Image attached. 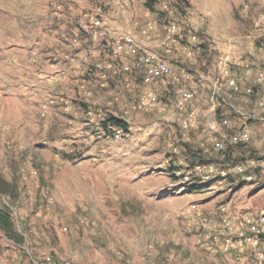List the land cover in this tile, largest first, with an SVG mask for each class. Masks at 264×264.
<instances>
[{"label":"rangeland","instance_id":"374dc122","mask_svg":"<svg viewBox=\"0 0 264 264\" xmlns=\"http://www.w3.org/2000/svg\"><path fill=\"white\" fill-rule=\"evenodd\" d=\"M18 1L29 0H0L2 39L17 36L16 27L9 22L14 20L11 10H15L14 5ZM85 1L96 9L90 11L94 24L99 22L94 25L97 28L92 29V37L98 39L101 36L110 43L107 58L95 62V59L83 57L74 67L77 73L74 77L67 73L66 69L70 67L67 61L58 62L60 73L64 71L66 74L63 72L59 76V89L55 94L49 90L50 80L42 78L37 80L42 91H37L39 96L32 95L29 100L17 84L2 85L11 105L0 108V122H5L0 126V175L17 184L19 195L12 200L0 194V208L9 209L15 228L25 241L17 246L0 230V257L10 262L8 264L19 260L20 264H242L249 250H239L242 241L243 246L251 249L253 263L264 264L258 261L256 250L239 237V231L248 226V219L243 215L252 208L251 205L260 214L251 215L250 220L264 215V172L261 167L264 125L256 123V120L248 122L250 129L254 126L257 134L253 133L252 142H263L260 145L262 151L257 149L262 155L258 153L247 162L242 160L227 165L226 169L219 168L207 180L199 173L194 174L188 183L181 184L175 174L180 169L176 167L187 157L191 163L190 148L193 153L208 155L206 160L217 159L219 153L212 150V142L207 139L203 144L185 142L187 131L198 127V116L191 117L194 127L186 130L182 126L183 117L177 114L176 108L173 115L170 112L166 114L163 107L167 92H161L165 77L157 76L152 83H145L143 78L147 67L138 64L139 58L151 55L163 58L160 52L148 51L138 43L131 33L134 29L129 28L136 19H145L143 26L146 25L148 30L142 33L149 41L154 38L150 34L162 35L161 48L167 51L169 47L166 45L170 42L188 38L194 42L192 48L196 51L199 38H210L201 33V26L208 22L209 14L197 9L194 0H155L154 12L146 7L149 0H110L102 8L95 3L97 0ZM234 1L232 6L241 9V13L237 14L232 8L222 20L225 23L253 22L251 28L242 26V29L264 52V0ZM206 4L210 2L206 0ZM97 9L101 10L97 12ZM70 18L73 19L72 16ZM115 19L126 23L127 33L122 36L115 30L109 33L103 22ZM126 35L137 42V56L118 50V42ZM1 44L5 50L13 45L0 41L2 58ZM63 48L67 55L66 47ZM206 48H201L207 52V56L203 52L204 59L219 74L218 60L227 55H220L218 51L209 53ZM44 51L42 61L48 66L43 69H47L53 61L48 62L50 47H44ZM195 51L190 52L191 57ZM229 58L234 59L231 55ZM245 66L252 70L249 64H245L241 71ZM262 67L260 71L264 70V63ZM171 68L173 73L174 67ZM94 70H99L102 78H107V83L97 90L100 103L92 99L88 104L80 86ZM252 75L253 71L244 81L245 88H253L252 93L245 89L234 91L236 94L232 92V100L236 98L240 107L251 109V113L259 111L257 103L264 98V83L258 84L257 76L251 82ZM70 79L76 80L71 94L68 89ZM216 80L217 77L214 78ZM208 85L211 86L210 82ZM149 87L154 92L152 98L147 92ZM212 89L204 109L217 101L223 103L221 98L224 96L213 93ZM176 97L171 101L174 105ZM105 101L110 104L106 106ZM29 102L37 112L27 119L28 124H24L21 131L17 128L18 118L24 121V107ZM82 104L87 105L85 109ZM12 105L19 112L14 111ZM52 105L54 109H51ZM110 115L125 121L128 130L115 126L105 128V119ZM220 119L223 120L224 116L216 120L220 123ZM10 121L13 124L8 131L4 126ZM87 123L94 124L90 132L96 137L93 141L86 139L83 133L84 129H89ZM243 124L241 121L239 129L230 126L231 133H237ZM97 130L101 132L100 138H97ZM219 133L210 134L215 138L220 137ZM89 143L92 146L90 152L85 148ZM226 145L228 148L232 144L228 141ZM66 153L79 156L70 161L64 156ZM250 162H254L253 166ZM238 164L244 166L245 174L237 173ZM248 174H252L253 179L248 180L245 176ZM195 184L200 189L189 191V187ZM222 207L226 211H222ZM225 218L230 221L229 227L224 223ZM8 242L12 247L7 245ZM6 249L10 255L3 256Z\"/></svg>","mask_w":264,"mask_h":264},{"label":"crops","instance_id":"0c3cea01","mask_svg":"<svg viewBox=\"0 0 264 264\" xmlns=\"http://www.w3.org/2000/svg\"><path fill=\"white\" fill-rule=\"evenodd\" d=\"M106 1L107 0H97L95 3H99V7L102 8L105 7L106 3H110V0L107 2ZM194 1L197 9L209 14L208 22L201 26V33L209 36L210 38H206L205 36L199 38V43L196 44L197 52L192 48L195 45L194 42L188 38L186 39L182 37L180 38L181 41H176L174 43L170 42L166 45L169 47L167 51L164 49V47L161 48V43L164 40L162 35L156 33L150 34V36L154 38L153 40L149 41L148 37H144V33H142L143 31L146 32L148 30L146 25L143 26L145 19H141L140 21L136 19L135 23L131 24L129 28L134 29V31L131 32L132 35L135 37L138 43L144 46L146 50L155 51L158 53L160 52L159 54L161 57L168 61L169 64L171 63V66L174 67V72L172 73L173 76L169 78V84L162 88L163 91H161V87L158 88L162 93L167 92L165 93V105L163 107V110L167 111L166 114L170 112L173 115V110H175V105L171 102L177 95L174 92L176 82L173 79L180 78L186 71L191 72V77L195 81L199 90V95L192 104V109L195 110L194 116H198L199 122L196 129H193V131H187L188 134L186 135L188 136L185 135V142L187 141V143H193V141H197L203 144L202 142H204L206 139L207 141H211L213 139V137H211L212 134H210L212 132L206 130V119L214 117L218 120L219 116H224L223 120L220 119V136L222 132L231 133L230 126H234L235 128L237 127V129H239L241 121L244 122L246 120L245 117H247V115L252 111L251 109L240 107L241 105L235 101L236 98L232 100V92L234 94L236 93L226 85L225 81L219 80L218 73H216L215 69H211V66L207 65L204 59L205 57L203 56V52L205 50L201 48L206 46V49L209 51V53L212 51H218L217 53L220 55L226 54L227 56H233L234 59H232V62L234 63V73L240 72L245 64H249L253 71V75L250 80L251 82L256 80L258 72L261 68H263L264 52L262 51V48H257V44H255L256 42L252 40L248 33L242 29V26H248L251 28L253 26V22L251 23L250 21L247 23H242L241 20V23H225L222 20L226 15L231 13L230 10L232 8L235 9L237 14L241 13V9L238 8L237 10L234 6H232V4H235L234 0H208L210 2L208 5L206 4V0L203 2H200V0ZM13 2L14 1H12V3ZM17 3L18 4L14 5L15 10H11L14 20L13 22H9L13 27H16L18 31L17 36H7L6 39H2L0 37V41H5V45H13L10 46L8 50H5L3 49L4 44H1L2 58L0 57V108H4L6 104L11 105L9 97L6 96L5 89L2 88L4 83L10 85L17 84L19 86V90L22 93L27 94L26 97L29 100L30 96L32 97V95H35V97L39 96L37 91H42V88H40L37 81L38 78H42L48 81L50 80L51 87H49V90L51 94H55L59 89V76H61V74L64 72L63 71L60 73V64L58 62L64 60L67 61L70 65L69 69H66L67 73L69 76L74 77V75H77L76 69L74 67L78 66L83 57L95 59V62L99 59L100 62L102 59L107 58V53L110 51L109 41L104 40L105 38L101 36H99L98 39L92 37V29L95 27V24L93 21V14H91L90 11H95L96 9L93 7V5L89 6V1L29 0L27 2L18 1ZM100 10L101 9H97V12ZM70 16H72V20H69L71 19ZM247 21H249V19ZM238 24H240V26ZM103 25L107 26L109 33L111 32L110 30H115L117 35L120 36H122L124 33H127L125 30L126 23H124L122 19H115L114 21L110 20V22L105 20ZM158 36H162V38H159ZM202 38L207 40H203ZM198 45L200 47H198ZM64 46L67 49V55H65L66 51L63 48ZM44 47H50L51 53L48 62L53 61L52 63H49V68L47 69H43L44 66H48V64H44L42 61L43 57L45 56ZM191 51H195L194 53L192 52L193 57L190 55ZM84 69H86L85 74H87V67ZM64 73L66 74V72ZM97 77H99L100 80H93V78ZM216 77L217 80L214 81V78ZM106 79L107 78H102L99 70H94L88 74V80L81 83L82 85L80 86V89H82L81 92L84 93L83 97L85 100H87L88 104L92 99L100 103L96 93L98 89L105 87L107 83ZM207 81L210 82L211 86L208 85ZM68 82V89L70 88L69 91H71V94L72 87L75 85L76 80L70 79ZM154 87L155 84H153L152 88ZM211 87L213 88V93L215 92L218 95L222 94V96H224L221 98L223 103L217 101L214 102L213 106L209 107L208 109H204L205 105L207 104V98L209 96ZM150 88L151 87L147 88V92H153L150 91ZM86 94L88 95L87 98ZM113 99L116 100V98ZM170 102L171 104H169ZM54 103L55 101L53 102V105ZM104 103L106 106L110 104V102L106 103V101ZM116 103H118V101H116ZM13 107L14 106L12 105V108ZM24 109L26 113L24 121L20 120L21 118L18 114L19 118L17 122V128L20 130L24 124H28L27 119L34 117L36 115L35 112H37L30 102L29 104H26ZM51 109H54V106ZM14 111L19 112L15 109ZM177 114L180 116L178 111ZM231 115L234 118L230 119ZM236 120H238L239 125H237ZM4 123L5 122H0V126H2ZM7 123L8 124H5L4 127L9 131V126H11L13 122L10 121ZM256 123L264 125V115L261 119L256 120ZM86 125H88L89 129H84L83 133L86 134V139L93 141L94 138L96 139V137L90 132L92 131V125L94 124L87 123ZM192 127H194L193 122ZM1 128L2 127H0V129ZM255 132L256 131L254 130L253 126L251 130V140L254 139L253 135ZM96 135H98L97 138L102 136L99 130H97ZM259 141L260 140H257L256 142L253 141V145L258 150L262 151V146L260 147V145H262L263 142ZM85 148L86 150L88 149V152H90V149L92 148L91 143H89ZM258 153L262 155L261 152ZM250 164L253 166L254 162H250ZM251 207L252 208L247 211L246 215H243L245 216V219H248V222L250 221L249 218H251V215L254 216L260 214L259 210H255L256 208H253V205H251ZM262 212L264 213V211ZM243 227H245V225H243ZM57 235L59 236L60 233L58 232ZM7 245L12 247L10 242H8ZM13 249H15V247H13ZM246 249H249L247 250L249 253L246 252L247 256H244L243 260L241 259L242 264H254L251 249L248 246H243V242L241 241L239 250L245 251ZM2 254L3 256L10 255L8 249L3 250ZM8 263L5 262L4 257H0V264ZM15 264H20V260L15 262Z\"/></svg>","mask_w":264,"mask_h":264},{"label":"built area","instance_id":"2783aa9c","mask_svg":"<svg viewBox=\"0 0 264 264\" xmlns=\"http://www.w3.org/2000/svg\"><path fill=\"white\" fill-rule=\"evenodd\" d=\"M247 7V4H245ZM99 22H95V25ZM97 28V27H95ZM137 42L133 37L126 35L124 38L118 42L117 48L120 52L137 56V51H139ZM114 52V49H113ZM136 53V54H134ZM230 56H224V58L218 60V70H219V80L225 81L226 85L235 92H239L242 89H245L247 93H252L253 88L248 86L245 88L244 81L247 77L252 73V70L249 66H245L243 71L233 72V62ZM139 58V57H138ZM140 63L145 64L147 67V74L143 78L145 83H152L155 77L162 76L165 77V81H163L164 86L169 84V78L172 75V68L168 61L165 59H160L155 55L148 56L146 58H139ZM176 82L175 93L177 94V101L175 103V108L178 110L180 117L182 119V126L184 129L189 130L192 127V119L194 116V111L192 109V104L197 98L198 88L196 86L195 81L191 77V72L186 71L180 78L173 79ZM258 84L264 83V70H261L257 75ZM150 98L154 97L153 92H148ZM258 107H260L258 112H253L245 117V121L243 122V127L237 133H221L220 137L213 138L212 142V150L216 152L224 151L227 148V142L229 141L231 144L236 143L237 141H249L251 139V129L249 127V121L261 119L264 115V98L259 99L257 103ZM263 111V112H261ZM218 121L216 119L208 118L206 121V130L210 132H219L220 123L218 125ZM119 136V134H118ZM207 151V150H206ZM177 163V162H176ZM185 168H184V167ZM237 173L245 174L246 169L242 164L236 165ZM261 167L264 172V160H261ZM175 174L180 179L181 184L188 183L193 177L194 174H200L204 180L209 179L211 176L216 174V170L219 168L211 162H200L195 164L194 166L189 164L187 158L179 161V165L176 167ZM182 169V170H181ZM248 180L253 179L252 174L245 175ZM201 179V178H200ZM222 211H226L225 207L221 208ZM224 223L226 226H230V221L225 218ZM264 215L250 220L248 222V226L245 230L239 231V237L246 242L250 247H253L256 250L257 258L260 263H264Z\"/></svg>","mask_w":264,"mask_h":264},{"label":"trees","instance_id":"16d2710c","mask_svg":"<svg viewBox=\"0 0 264 264\" xmlns=\"http://www.w3.org/2000/svg\"><path fill=\"white\" fill-rule=\"evenodd\" d=\"M156 1L155 0H149L146 2V7L150 9V11L154 12V5ZM207 52H204V56ZM206 60L208 61L209 58L207 57ZM84 103V102H83ZM83 108H86V104H82ZM220 117V116H219ZM109 126H115L116 128H122L125 131L128 130V124L125 121L119 120L118 118H115L114 116L110 115L105 119L104 127L108 129ZM53 140V138H52ZM252 140L249 141H237L236 143H233L230 145L227 150L220 151L219 157L217 159L210 158V160H206L208 155H202L198 152H191V148L189 149L191 165H195L200 162L209 161L216 165L220 169H226L227 165L230 164H237L241 162L242 160H245L247 162L252 157H255L258 154L257 148L252 145ZM231 144V143H230ZM189 146V145H187ZM228 146V145H227ZM191 147V146H189ZM188 153V154H189ZM225 153V154H224ZM66 158H68L70 161L74 160L79 154L74 153H66L64 154ZM188 158V157H187ZM199 158V159H198ZM197 160V162H196ZM200 189L198 184L192 185L189 187V191H194ZM0 194L4 195L6 197H10V199L14 200L19 195L17 184L15 182H9L4 179L0 175ZM0 230L5 234L7 239L12 240L16 244H23L25 241L24 236L15 228L13 219L10 215V211L7 207L0 208Z\"/></svg>","mask_w":264,"mask_h":264}]
</instances>
